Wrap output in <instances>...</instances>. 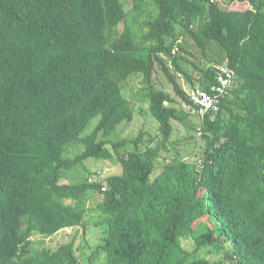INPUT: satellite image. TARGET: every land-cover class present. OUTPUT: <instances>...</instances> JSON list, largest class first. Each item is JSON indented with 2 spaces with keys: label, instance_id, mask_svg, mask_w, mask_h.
<instances>
[{
  "label": "trees",
  "instance_id": "obj_1",
  "mask_svg": "<svg viewBox=\"0 0 264 264\" xmlns=\"http://www.w3.org/2000/svg\"><path fill=\"white\" fill-rule=\"evenodd\" d=\"M150 2L155 14L135 29L125 0H0V264H82L75 240L35 251L32 235L85 226L90 192L103 196L108 232L90 264L102 252L103 264H264V0ZM186 37L217 48L214 63L181 54ZM226 63L235 78L213 121L154 83L160 65L190 106L172 67L209 88ZM136 77L159 124L145 147L143 135L109 139L135 117L123 84ZM188 114L205 155L157 173L173 120ZM71 146L84 150L70 157ZM88 159H117L121 172L62 182Z\"/></svg>",
  "mask_w": 264,
  "mask_h": 264
},
{
  "label": "rangeland",
  "instance_id": "obj_2",
  "mask_svg": "<svg viewBox=\"0 0 264 264\" xmlns=\"http://www.w3.org/2000/svg\"><path fill=\"white\" fill-rule=\"evenodd\" d=\"M127 9L129 11L130 20L133 23L135 29H139V25L149 15L155 14L150 0H125ZM141 2V3H140ZM137 3L143 5V10L136 7ZM234 8H239L233 6ZM184 47L187 51H182L181 54L186 55L190 60L195 61L202 67H209L215 61V51L217 48H213L214 52L209 50L207 54L203 52L196 42L186 37L183 39ZM208 55V56H206ZM173 72L176 74L178 82L188 92L191 91V80L183 73H178L177 70L172 67ZM188 70L192 76L198 77L200 74L194 68L193 65H188ZM154 83L159 89H163L169 92L176 100L174 104L177 108L183 109L184 112L189 113V106L181 100L177 94L173 83L162 72L160 65H157L154 75ZM123 89L126 97L131 101L132 108L135 110V117L131 121H126L121 124L117 131L109 137L113 142H119L122 140H132L143 135L142 144L148 143V139L151 136H159L158 121L152 116L149 109V98L147 97L148 91L141 82V77H136L126 84H123ZM96 121V120H95ZM199 117L190 115L185 118L184 121L173 120L174 131L171 140L168 141V148H162L161 150V164L157 167V173L162 171L164 164L173 157H183L190 161H201L205 155L206 140L198 135ZM92 126V125H91ZM91 126L89 128H91ZM99 139H104L103 134ZM161 145V140L157 139L152 146ZM128 149L134 147L133 143L127 145ZM84 150L83 146H71L68 151V156L74 157L78 152ZM66 155V154H65ZM88 168V169H87ZM106 168L108 175H113L121 172V166L118 160H95L88 159L82 165L74 170L66 172L62 177V182L74 183L81 182L89 178L91 171L93 174L95 171ZM106 174V175H107ZM103 196L99 193L90 192L89 199L87 201L88 211L85 217V226L71 227L61 230L60 232L52 235L45 236L39 233L32 235L33 244L32 247L35 251L43 248L51 250H57L62 244L75 240V245L78 249V256L81 259L82 264H90V257L97 250L102 243H104L108 232L107 225L102 224L103 215L98 210L97 205L102 201ZM213 259H218V255L212 253L209 254ZM105 261V253L102 252L96 264H103Z\"/></svg>",
  "mask_w": 264,
  "mask_h": 264
},
{
  "label": "built area",
  "instance_id": "obj_3",
  "mask_svg": "<svg viewBox=\"0 0 264 264\" xmlns=\"http://www.w3.org/2000/svg\"><path fill=\"white\" fill-rule=\"evenodd\" d=\"M234 72L228 64H219L216 70L217 83L204 88L197 85L189 92L191 105L190 111L204 119L210 115L211 120H215L217 114L221 111L223 98L228 94L229 88L232 87L234 81ZM202 127L198 128V135L202 136ZM106 168L96 171L89 177V182L105 181L109 176ZM107 174V175H106Z\"/></svg>",
  "mask_w": 264,
  "mask_h": 264
}]
</instances>
